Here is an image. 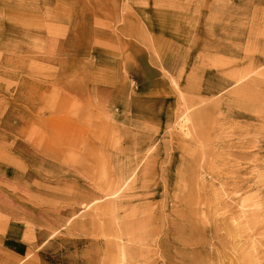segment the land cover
Returning <instances> with one entry per match:
<instances>
[{
	"label": "rangeland",
	"instance_id": "obj_1",
	"mask_svg": "<svg viewBox=\"0 0 264 264\" xmlns=\"http://www.w3.org/2000/svg\"><path fill=\"white\" fill-rule=\"evenodd\" d=\"M0 264H264V0H0Z\"/></svg>",
	"mask_w": 264,
	"mask_h": 264
},
{
	"label": "bare ground",
	"instance_id": "obj_2",
	"mask_svg": "<svg viewBox=\"0 0 264 264\" xmlns=\"http://www.w3.org/2000/svg\"><path fill=\"white\" fill-rule=\"evenodd\" d=\"M184 124V123H183ZM185 128V127H184ZM204 136V135H203Z\"/></svg>",
	"mask_w": 264,
	"mask_h": 264
}]
</instances>
